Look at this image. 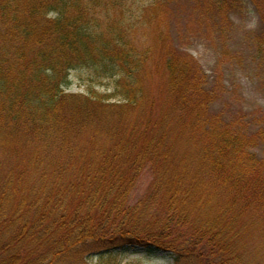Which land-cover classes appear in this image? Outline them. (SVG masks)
Wrapping results in <instances>:
<instances>
[{
	"label": "trees",
	"instance_id": "16d2710c",
	"mask_svg": "<svg viewBox=\"0 0 264 264\" xmlns=\"http://www.w3.org/2000/svg\"><path fill=\"white\" fill-rule=\"evenodd\" d=\"M184 1L0 0V264H264V109L221 75L264 96V0L186 1L214 16L212 77L176 45Z\"/></svg>",
	"mask_w": 264,
	"mask_h": 264
},
{
	"label": "rangeland",
	"instance_id": "374dc122",
	"mask_svg": "<svg viewBox=\"0 0 264 264\" xmlns=\"http://www.w3.org/2000/svg\"><path fill=\"white\" fill-rule=\"evenodd\" d=\"M186 1L181 4L182 7L183 4L185 7L180 8L174 17V19L176 18V22L181 21L184 23L183 27L178 31L179 36H177L176 45H178L181 51L194 57L205 73L212 77L215 70L218 72L217 66L219 61H221L219 58L222 56V41L217 38H212L209 35V28L207 31L206 28L204 29V24H208L212 21L214 16L210 14L205 18H202L201 13L196 9L193 11L192 6H188V1ZM178 15L180 16L177 17ZM229 22L232 24V28L229 31L230 34L228 36V41H226L228 43L229 52L232 56L235 52L247 56L249 49L246 44L249 38H253L255 31L259 27L257 15L254 13L249 14L248 12H245L244 14H232L230 15ZM86 75L85 72H73L71 75V86L68 92H85L87 84L85 81L88 77V75ZM221 75L223 86L227 91L232 92L237 88V94L243 97V109L247 111H250L249 108L258 109L259 107L264 109V96L258 92L259 86L257 80H255L253 76L239 70L237 64H233V69L231 70L227 67L224 68L223 66ZM81 77L83 82L81 81ZM98 91L103 92L104 88H99ZM232 94H234V91ZM237 97L239 96L237 95ZM149 181L150 175H144L136 191L133 193L135 199L142 196L147 191ZM142 257L141 254H124L123 256L118 257L117 263L126 264L132 260L142 259ZM148 264H171V262L157 260L154 262H148Z\"/></svg>",
	"mask_w": 264,
	"mask_h": 264
}]
</instances>
